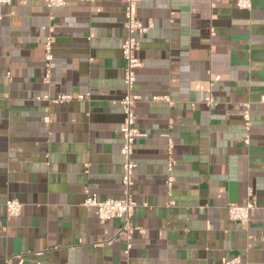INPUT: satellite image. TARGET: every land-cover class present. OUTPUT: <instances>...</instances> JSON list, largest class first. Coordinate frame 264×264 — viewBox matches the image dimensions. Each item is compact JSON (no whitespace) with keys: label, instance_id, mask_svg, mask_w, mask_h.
<instances>
[{"label":"crops","instance_id":"0c3cea01","mask_svg":"<svg viewBox=\"0 0 264 264\" xmlns=\"http://www.w3.org/2000/svg\"><path fill=\"white\" fill-rule=\"evenodd\" d=\"M124 9L0 5V264H264V0H141L130 225L142 233L127 250L122 220L83 205L123 197ZM248 202V223L232 221L227 207Z\"/></svg>","mask_w":264,"mask_h":264},{"label":"built area","instance_id":"2783aa9c","mask_svg":"<svg viewBox=\"0 0 264 264\" xmlns=\"http://www.w3.org/2000/svg\"><path fill=\"white\" fill-rule=\"evenodd\" d=\"M12 0H0V5H9ZM48 8H62L65 5L66 0H45ZM85 1V0H82ZM125 4L124 9V30L125 36L120 46L122 58L125 61V67L123 71V84L124 95L118 101L123 114V121L120 125V133L122 135V143L120 146L119 154L122 159V175L121 186L123 197L121 199H107L104 201H98L94 196H87L84 201V206L91 207L95 210L99 221H109L112 219L122 220V231L125 233L127 243L126 249L131 248L130 240L133 231L142 233L141 230L135 229L130 225V220L133 216V211L136 203L130 192L132 186V176L135 169V162L133 160V146L136 139L142 137V134L135 126L134 108L139 101V96L134 94L133 88L136 81V71L141 67L140 60L136 57V52L139 46V38L142 37L148 30L145 27L140 18L138 17V6L141 0H122ZM240 9L248 10L251 8L252 0H230ZM52 31V30H51ZM50 31V32H51ZM52 36L49 35L45 38V63L48 68V64L52 60ZM48 74L45 76V81H48ZM71 96L60 95L52 100L54 103H63L72 100ZM77 99L83 100V96H78ZM157 99V98H155ZM160 99V98H159ZM165 99V98H163ZM205 102L208 105L213 104L211 96L205 98ZM47 122V118L45 119ZM243 128L248 133L250 128V117L247 112L243 114ZM244 143H248V136L244 139ZM171 143L169 142V152L171 149ZM175 162L169 157L166 164L167 173L172 172ZM167 186H171L172 178L167 177ZM21 204L16 199H10L5 202V210L8 217H16L19 215ZM254 209V203L248 202L243 206L231 204L227 207L229 218L245 226L250 218V213Z\"/></svg>","mask_w":264,"mask_h":264}]
</instances>
